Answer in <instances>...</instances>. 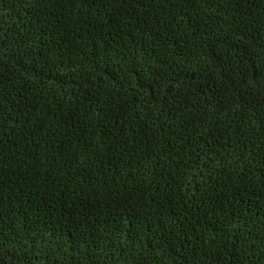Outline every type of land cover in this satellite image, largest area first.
Returning a JSON list of instances; mask_svg holds the SVG:
<instances>
[{"label": "trees", "instance_id": "obj_1", "mask_svg": "<svg viewBox=\"0 0 264 264\" xmlns=\"http://www.w3.org/2000/svg\"><path fill=\"white\" fill-rule=\"evenodd\" d=\"M0 264H264V0H0Z\"/></svg>", "mask_w": 264, "mask_h": 264}]
</instances>
